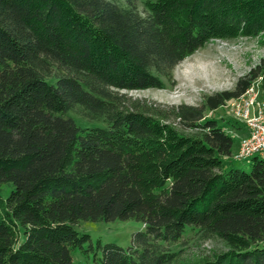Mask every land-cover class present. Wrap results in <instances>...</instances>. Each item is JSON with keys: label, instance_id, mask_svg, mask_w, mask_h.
<instances>
[{"label": "trees", "instance_id": "obj_1", "mask_svg": "<svg viewBox=\"0 0 264 264\" xmlns=\"http://www.w3.org/2000/svg\"><path fill=\"white\" fill-rule=\"evenodd\" d=\"M258 38L264 48V0H149L143 12L136 0H0V264H77L78 250L101 264H264V159L227 166L234 138L206 116L260 74L198 107L121 94L172 89L209 43ZM117 221L145 232L122 249L75 230ZM188 233L224 250L185 261Z\"/></svg>", "mask_w": 264, "mask_h": 264}, {"label": "rangeland", "instance_id": "obj_2", "mask_svg": "<svg viewBox=\"0 0 264 264\" xmlns=\"http://www.w3.org/2000/svg\"><path fill=\"white\" fill-rule=\"evenodd\" d=\"M146 1L149 0H136L141 12L144 10ZM252 72L260 74V77L253 83L252 87L259 88L261 94H263L264 48L260 46L259 38L213 41L175 69L173 75L176 86L174 88L134 92L124 91L121 94L132 100L162 106L172 107L185 104L198 107L202 104L205 96L233 91L238 81ZM236 103L237 100H231L218 110L206 113L207 118L217 120L225 128L226 132L234 138V153L238 150L239 141L247 135L244 124L235 117ZM70 116L75 117L72 114ZM76 122L80 126H85L78 119H76ZM234 125L235 128L233 127ZM237 153L233 156H236ZM259 158L264 159V156ZM224 163L227 166L250 172L253 160L235 162L232 159H226ZM10 191V187L3 189L5 197L8 196ZM75 230L81 235H89L94 246L100 242L102 245H116L122 249H128L131 246L133 236L145 232V226L136 221L88 222L76 226ZM184 240L187 245H183L181 248H183L185 253V261L192 262L203 256L224 250L222 243L218 241H197L193 233H188ZM100 257L99 253L97 258ZM73 258L77 264H101L96 261L95 255L90 253L87 256L81 250L74 252Z\"/></svg>", "mask_w": 264, "mask_h": 264}, {"label": "built area", "instance_id": "obj_3", "mask_svg": "<svg viewBox=\"0 0 264 264\" xmlns=\"http://www.w3.org/2000/svg\"><path fill=\"white\" fill-rule=\"evenodd\" d=\"M235 117L246 129V137L240 141L239 152L234 159L239 162L264 156V93L252 87L236 99Z\"/></svg>", "mask_w": 264, "mask_h": 264}, {"label": "crops", "instance_id": "obj_4", "mask_svg": "<svg viewBox=\"0 0 264 264\" xmlns=\"http://www.w3.org/2000/svg\"><path fill=\"white\" fill-rule=\"evenodd\" d=\"M239 143H240V141H239ZM239 147H240V144H239V146H238V150H239ZM238 150L234 153V155L238 152Z\"/></svg>", "mask_w": 264, "mask_h": 264}]
</instances>
